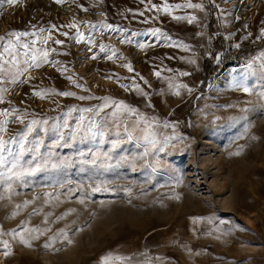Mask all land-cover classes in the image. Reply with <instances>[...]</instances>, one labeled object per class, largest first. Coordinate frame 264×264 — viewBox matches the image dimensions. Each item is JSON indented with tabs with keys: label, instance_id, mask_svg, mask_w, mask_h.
Wrapping results in <instances>:
<instances>
[{
	"label": "rangeland",
	"instance_id": "1",
	"mask_svg": "<svg viewBox=\"0 0 264 264\" xmlns=\"http://www.w3.org/2000/svg\"><path fill=\"white\" fill-rule=\"evenodd\" d=\"M189 2L203 7H183ZM255 6L264 15V0ZM234 9L232 0H18L0 6L2 43L9 32H28L19 43L12 37L19 51L33 40L37 49H56L17 83L6 77L0 85L7 89L0 93V112L16 109L0 138L18 139L35 119L34 135L44 141L14 172L0 167V264H264V32L260 20L248 34L236 22L229 29ZM96 11L103 20L80 16ZM246 14L242 10L241 18ZM106 25L126 29L122 37L158 28L160 38L132 37L122 43L126 54L108 44L112 59L89 54L84 65L85 47L97 48ZM77 31L85 37L80 43ZM49 35L53 40L43 43ZM128 55L134 82L110 65L123 69ZM221 57L226 65L203 88V62L214 68ZM90 74L107 82L92 81ZM63 91L76 96L58 95ZM104 98L110 106L102 143L97 137L54 146L52 125L67 119L74 126L81 115H68L70 107L96 108ZM112 102L126 107L118 111ZM145 136L157 141L155 147ZM113 140H119L115 148Z\"/></svg>",
	"mask_w": 264,
	"mask_h": 264
},
{
	"label": "snow or ice",
	"instance_id": "2",
	"mask_svg": "<svg viewBox=\"0 0 264 264\" xmlns=\"http://www.w3.org/2000/svg\"><path fill=\"white\" fill-rule=\"evenodd\" d=\"M59 3L60 0H57ZM143 3L144 0H141ZM151 0H149V3ZM5 3L10 6H15L18 3V0H0V6H3ZM176 7H181L180 5H176ZM183 7L186 8H196L200 9L203 7V5L198 4V3H186L183 5ZM151 8H157V5L151 4ZM87 11V9H84ZM165 11L169 10V6L165 5L164 8ZM143 12H140L139 15H143ZM176 19H184V17H175ZM195 17L189 18L188 22L191 23L192 20H194ZM69 28H76L77 26L75 24H70L67 25ZM55 28V26H53ZM106 28L111 30V31H118V32H126V29H121L119 27H113L112 25H106ZM45 31L44 29L41 30V32ZM160 32V29H154L151 31V35L153 37H156L159 39L160 37L158 36V33ZM149 33H139V32H132L131 36H125L124 38L121 39V43H131L132 42V37L136 36H141V35H148ZM30 33L28 32H9L7 33V36L9 37L7 39L6 44L2 43L5 41L4 36H0V48H2V52H0V85L5 83V78L9 77L8 83L15 84L18 82V79L20 76H23L26 72H28L31 68H39L41 67V63H48V55L49 51L55 52L56 49H37L34 47V45L37 43L36 40L31 41V43H23L20 44V48L24 49L23 52L19 51L17 49L16 43L13 42L12 37H15V41L19 43L20 38L23 36H28ZM31 35H35V33H31ZM62 35L67 36L68 33H62ZM77 43H80L81 41L85 40L84 34L77 31L76 37ZM167 38V37H166ZM49 40H53V37L51 35L44 37L43 38V43L47 44ZM57 45H61L64 42L55 39L53 41ZM88 43H94L92 41L91 37L87 39ZM140 48L145 47L143 43H140L138 45ZM239 46V45H237ZM187 47V46H185ZM106 46L101 44L100 45V51L104 52ZM5 54H7L8 59L5 58ZM113 55H116L115 52H113ZM23 56V60H20V57ZM93 59L96 57L93 56ZM109 59H112V56L108 57ZM21 64L25 65V67H21ZM6 65L8 67H6ZM126 67L130 72L133 70L130 64H125L123 65ZM67 71V69H64ZM157 76L160 75V72L155 73ZM138 75V74H137ZM182 75H188V73H182ZM69 80H71L76 87H83L82 85L76 83L72 76L67 77ZM110 78V77H109ZM143 79V77H140ZM147 83V81H144ZM135 87H139L138 85H135ZM6 88H0V93L6 92ZM244 91H248L247 88L244 89ZM179 93H177L178 95ZM35 95L41 96L43 98L42 93L37 92ZM58 95L64 96V97H75L76 93L70 92V91H63L59 92ZM79 100H85V99H91V97H86V96H79ZM3 96L0 95V102H2ZM110 98H104V103L100 104L96 108H77L76 106H72L68 109V115H70L73 112H79L81 115H79L76 118L75 125L72 126L70 125L69 121L65 119L63 121V124H54L51 127V131L55 134L56 139L53 141L54 146L55 145H60L63 146V144H67L69 140L75 141L77 139L80 140H96L97 137L101 138V143L103 142V137L108 134L106 132L107 124H108V114L105 112V109H107L110 104H109ZM115 104L117 110L119 111L122 107H126L123 105V102H112ZM16 109H12L11 112H15ZM128 111L135 112V109H128ZM11 112L7 109L4 111L0 112V116H4L5 120L0 122V131H5L6 129L4 128V125L7 124V116L11 114ZM84 113H90L91 115L89 117H85L83 114ZM112 117H116L117 112H113ZM19 119V117H17ZM96 118H101L100 123L97 122ZM87 121V122H85ZM23 122V121H21ZM45 125H47V121L43 122ZM40 126V122L37 120H32L30 124L26 125V131L21 132L18 134V139L17 138H12L10 141H4L2 138H0V167L8 166V171L9 172H14V170L19 166V161L20 159L25 155V153H35L38 152L41 145L44 143V141L39 138L38 135H34L37 133V130ZM117 129H119V125H116ZM132 128L139 127L137 123H134ZM64 129L68 130V133L66 135ZM42 131L44 133H48L49 129L47 127L43 128ZM124 133L127 134V138L129 140L133 139V133L132 131L129 130V126L125 125L123 129ZM117 136H120V132L117 131L115 133ZM32 136L33 139L29 140V137ZM144 139L151 144L153 147L157 144V141L154 139L149 140L147 136L144 137ZM63 142V143H61ZM113 148L117 146L119 143V140H113L111 141ZM8 144L15 145L16 147H10L6 146ZM27 145V146H26ZM160 151H163V147H160ZM147 154V149L146 153ZM95 163V161H93ZM23 173H21L22 175ZM2 175V173H0ZM5 246H7L5 242ZM48 245H45L47 247Z\"/></svg>",
	"mask_w": 264,
	"mask_h": 264
},
{
	"label": "bare ground",
	"instance_id": "3",
	"mask_svg": "<svg viewBox=\"0 0 264 264\" xmlns=\"http://www.w3.org/2000/svg\"><path fill=\"white\" fill-rule=\"evenodd\" d=\"M232 4L235 7L234 11L232 12V23L229 25V29H233V22H236L237 25H239V30L243 31L244 34H248L249 30L248 27L250 26V24H252L253 27V21L254 20H260V28L261 30L264 32V15H259L258 9L256 8L255 4H256V0H232ZM70 7H67L66 10L62 13L63 16L68 15V13L70 12ZM242 10L246 11L247 14L241 18V14H242ZM80 16L84 17L86 16L87 18L91 19V20H103V15L102 14H98V12H95V16H91V15H87V14H80ZM260 16V17H258ZM78 23V22H77ZM76 23V24H77ZM151 33V32H150ZM145 35L143 37H141L142 41H150V42H154L156 40V37H153L151 34ZM123 33L122 32H118V31H111L109 29H107L106 32V38L100 36L98 39L99 44L96 45L97 48L93 49V50H89L87 49V47H85L84 49V55H83V63L84 65L89 64L88 62V56L89 54H93L95 56H99L100 58H103L105 56H109L110 53L108 52V50L105 48L104 52L100 51V45L103 44L105 46H107L108 44L110 45H114L117 46L122 53L126 54L127 52L124 50V48L122 47V43H121V39L124 38L122 37ZM161 37H164L163 34H161ZM85 43V42H84ZM101 43V44H100ZM134 55L137 54V49L136 48H132ZM80 53V51H78ZM174 53L176 55H180V51L179 49H175ZM128 58V64L130 65H135V62L133 61V59H131L129 57V55L127 56ZM104 60V58H103ZM112 68H115L116 72L118 74H124L125 76H128V82H134L135 79V75L134 73H132V71L130 72L126 67H123V69H121V67H118L117 64L114 63H110ZM132 67V66H131ZM139 68V66H137ZM137 68V69H138ZM84 71L83 66L80 68V73ZM152 74V73H151ZM91 76L88 77V79H92V81H96V82H107L106 80H104L103 78H100L99 76H94V74H90ZM69 82H71V80L67 79Z\"/></svg>",
	"mask_w": 264,
	"mask_h": 264
},
{
	"label": "built area",
	"instance_id": "4",
	"mask_svg": "<svg viewBox=\"0 0 264 264\" xmlns=\"http://www.w3.org/2000/svg\"><path fill=\"white\" fill-rule=\"evenodd\" d=\"M229 60H234V56L229 55ZM217 65H219V67ZM225 65H226V59L224 57H221L216 63V67H214L212 71L210 72L211 75L208 78L210 85H213L215 83L214 77L219 75V73L221 72L222 68Z\"/></svg>",
	"mask_w": 264,
	"mask_h": 264
},
{
	"label": "trees",
	"instance_id": "5",
	"mask_svg": "<svg viewBox=\"0 0 264 264\" xmlns=\"http://www.w3.org/2000/svg\"><path fill=\"white\" fill-rule=\"evenodd\" d=\"M213 69V63L211 61H204L203 62V70H204V75L202 78V87L204 88L207 85V81L209 78V73Z\"/></svg>",
	"mask_w": 264,
	"mask_h": 264
}]
</instances>
